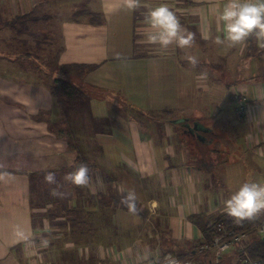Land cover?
I'll list each match as a JSON object with an SVG mask.
<instances>
[{
  "label": "crops",
  "instance_id": "1",
  "mask_svg": "<svg viewBox=\"0 0 264 264\" xmlns=\"http://www.w3.org/2000/svg\"><path fill=\"white\" fill-rule=\"evenodd\" d=\"M77 1L0 0L1 20L33 10L40 15H49L50 20L70 14L71 18H62L59 23V48L54 66L78 64L95 67L78 70L79 74L63 72L56 76L81 86L90 98L89 106L80 108L78 104L73 110L74 118L63 123L62 138L50 128L52 123L57 124L54 122L55 98L49 90L52 83L38 80L39 73L34 68L30 72L21 68L19 71L0 69V134L8 118L13 130L18 133L15 138L8 137L16 144L12 154L30 155L44 161L39 152L59 149L64 159H69V165L72 154L67 141L73 139L80 147L82 142L94 146L88 152L94 155L95 158H91L100 166L87 184L88 191L95 197L94 203L84 199L70 202V210L76 204L81 210L77 216L70 218L74 221H68L69 224L62 229V242H54L53 245L51 240L46 242L35 234L36 210L32 209L30 202V171L0 169V264L13 254H22L18 250L23 247L29 264H71L77 259L83 264H158L159 258L168 252L186 257L190 248H196L203 241L200 228L190 217L204 213L213 220L225 213L223 202L229 194L227 196L224 192V181H221L223 187L213 188L215 182L211 174H220L223 165L227 166L226 182L228 188L235 191L245 182L239 173L248 160L243 155L247 152L232 149L227 154V161L222 162L226 155L222 156L213 167L207 162L193 164L189 151L182 149L185 144L179 130L184 128L185 133L192 134L189 125H202L204 127L196 131L228 135L230 132L224 124L232 119L224 112L229 109L235 113L231 96L234 90L240 88L246 91L251 102L250 119L243 123H231L235 139L231 141V136L225 137L226 140L222 138L219 144L233 146L237 136L247 139L243 132L259 136L262 140L258 139V143L264 144V48L259 46L255 37H249L235 46L214 42V36L221 34L217 14L226 0H165L175 11L181 25L194 33L192 46L183 50L175 45L160 50L158 46L144 42L142 13L145 6H155L161 0H141V6L134 11L125 7L126 0H86L82 8H60L67 2L71 6ZM57 6L59 10H56ZM84 9L100 13L101 22H90L86 14L74 16L76 11ZM14 36L8 28L0 29V63H23L22 58L28 56L22 53L21 48L17 49L20 43ZM31 40L36 45H32ZM31 40L29 44L42 55L47 51L43 40ZM143 47L147 49L145 54L141 53ZM185 53L197 56L195 67L183 59ZM20 71V76L28 74L31 78L20 80L16 77ZM201 72L207 74L202 78L204 82L200 81ZM120 73L122 79L117 81ZM48 76L55 78L49 71ZM115 89L123 91V97L129 95L145 111L174 110L175 117H179L169 119L174 117L169 115L167 118L146 119L145 127L143 116L136 118L129 113L137 109L111 98L121 95V91ZM99 108L101 110L97 113ZM104 109L109 114L116 113L117 117L114 130L112 126L109 133L95 130L96 123L93 122L105 112ZM182 118L183 122L173 123ZM77 124H82L83 129L78 131ZM177 125L180 128L177 129ZM238 126H246L245 131L239 130ZM159 130L164 132L163 137ZM196 131L193 132L197 134ZM196 137L201 142L200 147L211 143L201 133ZM57 142L62 147L56 149ZM95 147L102 151L95 150ZM0 152L5 156L11 155L6 151ZM201 155L205 159L209 157L208 154ZM102 158L108 159L105 164L112 167L107 168L100 161ZM116 165L125 170L127 168L131 175L122 180L119 173L112 169ZM141 175L150 179L140 178ZM232 175H235L234 180ZM93 187L95 191H92ZM129 189H134L137 195L136 214L114 206L107 198L112 193L122 197ZM156 190L158 194L154 192ZM89 207H94L95 211L92 212ZM90 223L92 225L87 229ZM31 238L37 245H31ZM41 243L45 246L38 247ZM55 247L61 249V255L56 257ZM35 252L40 254L38 260L34 259ZM229 256L232 257H228L230 263H222V258L220 263H236V251Z\"/></svg>",
  "mask_w": 264,
  "mask_h": 264
},
{
  "label": "rangeland",
  "instance_id": "2",
  "mask_svg": "<svg viewBox=\"0 0 264 264\" xmlns=\"http://www.w3.org/2000/svg\"><path fill=\"white\" fill-rule=\"evenodd\" d=\"M60 4H62V3H60ZM85 4H86V0H79L76 3H74V5H71V6H69L70 3L67 2V3H65L64 6H60V8H64V9L65 8L66 9L82 8V7L85 6ZM55 8H56V10H59L58 6L55 7ZM40 14L41 13L37 12V14H35V15L43 17V15H40ZM62 18H67L68 19V18H71V15L70 14L69 15L68 14H66V15L64 14L62 17L55 16L51 20H50V16L47 15V18L42 19L43 21H41V22H38L37 27H33V30L34 31H38V32H33L34 35L33 36L31 35V38H29L28 41H30L32 38L33 39L43 40V43H44L43 46L45 47V49H47V51L43 55L40 52H38L36 49H34V47H32L31 45H25L24 44V46H23L22 43H21L17 47V49L21 48L22 49V53L28 55L25 58H22V62L23 63H21V61H19L18 64L17 63H8V62H6L8 64L0 63V69L18 70L19 71L20 68H21V69H24L23 71L29 70V72H30L31 70H33L32 68H34V69L38 70V73H39L38 80L40 79V81H42V82L44 81V83H51L53 81L52 76L51 77L48 76V71H49V73H51V75H54V77H56L58 75H61V73H63V72L64 73H68V74H70V72H74V73L79 74L78 70H68V69H66V71H62L60 68L54 66V60H55L56 54H57L56 51L59 48V31H58V29H59L60 20ZM23 36L25 38H28V36L26 34H23ZM31 44L32 45H36V42L31 40ZM38 45L40 47L41 43L38 42ZM146 51H147V49L143 47L141 53L145 54ZM14 58H15V56H14ZM30 62H31V64H28ZM2 64H3V66H2ZM12 65H15V67H13ZM9 73L13 74L11 71ZM20 74H21V71L19 72V75L16 76L20 80L27 81L28 78H31L30 76H28V74H25L24 76H20ZM121 79L122 78H121V73H120V77H117V81L118 80L121 81ZM200 81H203V79L200 78ZM102 87L105 88V89H108V87L106 85H103ZM49 90L51 91V87H49ZM115 90H120V89H115ZM237 90H240L243 93H245L247 98H248V94L246 93V91L243 90V89L238 88V89L233 91L232 96H231L232 100H233L232 102H234V104H235V101H234L235 99H233V94H235L237 92ZM117 93H120V92L117 91ZM120 94L121 95L117 96V98L113 94L114 96L111 97V98H115V100H117L122 105H126L127 107L133 108L134 110L137 109L135 111L138 112L137 113L138 115L135 113V111H133V112L129 111V113L133 114L134 116H137L136 118H141V116H143L145 118V120H143L142 124L145 127H147V120L146 119L161 118L163 116L165 118H167L166 114H164V112H161V111H164V110L160 109L161 111H158V112H150L149 110L145 111V110L139 108L138 106H140V105L138 103L133 102L129 98V95L128 96L124 95L125 97H123L122 96L123 91H121ZM89 101H90V98L86 94V96L84 98L78 99L77 105L79 104L80 108H84L85 106H89ZM129 102H132V104L129 103ZM133 103L136 104V105H134ZM250 103L251 102L248 99L247 102H246L247 110H246V113H245L244 117H240L237 114L236 108H235L236 104H235V107H234L235 108V110H234L235 113H233L229 109H227L224 112L225 115L230 116V118L232 119L231 122H229L227 124L225 122V124H224L225 128L230 132L228 135L226 133L225 134L224 133H219V134L218 133H213L212 131H207V130H202L200 132H198L196 130H193V131H196L197 134L201 133L202 136H204L205 138H208V141H211L210 145L204 144L205 146L201 145V147H200L201 142L196 137L197 134H195V132L190 131L193 135L189 134L187 132L185 133L184 132V128L182 129V131H180L181 130L180 126L179 125H177L178 127L176 126L177 129L180 128L179 132L182 134V140L184 141V144H185V145H183L182 149L185 152H186V149L189 151L191 159H192L191 161H192L193 164H203V163L207 162L208 164H212V167H213V166H215L217 164V159L218 158L226 155L222 159V162L223 161H227L228 152L230 153V151L232 152V149H237V150H241L242 152L243 151L247 152V154H243V155H245L247 160H248L247 163L245 164V166L243 167V169L240 170L239 177L241 179H245V181H248V180L264 181V147H262V145H264V144H263V142L262 143L261 142L258 143V139H259V141L262 140L259 136L257 138L255 136V134L254 135H246L245 132H243V131H245L246 126H243V127L238 126V127H240L239 130H241L243 132L244 137H247V139L239 138L237 136L236 137V144L233 145V146H231V145L230 146L229 145L226 146L223 143H221V145L219 144V142H221L222 138L224 139L225 137L229 138L231 136V141H233L235 139L236 133H234L232 131V124L231 123H233V122L243 123L246 120L250 119V112H251L250 111ZM57 109H58V106L56 107V104H55V109L54 110H57ZM100 110H101V108L97 109V113H99ZM104 110H105L106 113L103 112V114L99 115L98 118H94L95 120H93V122L96 123L95 130H98V129H100L102 131L106 130L109 133V130L112 128V126H113V130H114V125L117 123V117L115 115L116 113L113 114V112H110V114H109V113H107L106 109H104ZM141 112L145 113V115L144 114H140ZM123 114L125 115L126 112H123ZM170 115L174 116V117H170L169 119H174V118H178L179 117V116L175 117L176 113H175L174 110H172ZM128 116L130 117V115H128ZM132 118H134V117H132ZM79 122H83V121L80 120ZM177 124H179V123H177ZM237 125H239V124H237ZM82 126H83L82 124H77L76 125V127H78V131L83 129ZM200 126H202V125H200ZM203 127L204 126H202V128ZM163 133L164 132L160 133V130H159V134H160L161 137L164 136ZM183 133H184V135H183ZM14 135H18V133L13 130L11 124L9 123L8 118H6L5 126H3V132L0 134V151H2V152L6 151L8 155L11 154L10 156H15V154H12V152L16 150V144L14 142H12L10 139H8V137L9 138H15ZM225 140L226 139H224V141ZM58 146H59V142H57L56 149L58 148ZM59 147H62V146H59ZM97 148L98 147H95V150ZM90 149L93 150L94 146H87L84 142L81 143V149L80 150H82L83 153L86 156H90L89 158L94 157V155H89L90 153L88 152V150H90ZM70 151H71V154H72L71 155V159H70V164L66 165V167H70V165L73 164L72 161L74 163L76 161V158H75L76 156H73L74 155V150L71 149ZM99 151L101 152L102 149H99ZM61 153H63V152H60L59 149H58V151L54 150L52 152V155L50 156V158H46V159H44V161H43V159L41 160L40 167H42V168H44V167L45 168L54 167L55 168L54 170H57V168L60 167L61 165L67 164L69 162V159L68 158L64 159V157H63V155H61ZM96 153H98V150L96 151ZM201 153L208 154L209 155V157H208L209 160L203 158ZM3 154H1V152H0V167H1V165L3 163H7L8 162V164H9V161L13 160V159L8 160L9 156H5ZM123 156H126V155H123ZM91 159H93V158H91ZM126 159L127 160H131L129 157H127ZM20 160H21L20 164H22V165H19L20 167L25 166L26 168H29V164H28L29 160L27 158L22 157V159H20ZM100 161L107 168L112 167L111 165L108 166V165L105 164V163L109 162L108 159L102 158ZM12 165H17V164L15 162H13ZM50 165H51V167H50ZM21 169H25V168H21ZM112 169H114L115 171H117L119 173V175L121 176L122 180L127 179V176L131 175L130 173L127 172L128 171L127 168L125 170L122 166L116 165V166H113ZM28 171H30V170H28ZM67 171L68 170H66L64 173L67 174L69 172V171L68 172ZM54 173H55V175L61 174L59 171L54 172ZM65 174H64V176H65ZM227 174H228V167L223 165V168H222V171H221L220 174H218L217 172H214L213 174H211L210 177H212L214 182H215V184L213 185L214 189H218L219 186L223 187L224 184L221 181H224L225 186H226V188L224 189V192L228 196V194L230 195L232 192H234V190L228 188V184L226 182ZM57 177H60V176H57ZM60 178H61V187H62L63 179H62V177H60ZM93 178H94V174H93ZM93 178H92V180H93ZM140 178L147 179V180L150 179V177L146 176V175H141ZM234 179H235V175H232V180H234ZM144 182L146 183V181H144ZM91 189H92V191H95L94 187L91 188ZM61 192H63L64 195L62 197H59L60 200L55 198L52 195L51 196H46L48 198H43V199H40V196L37 193L32 194L33 196L31 195V197H33V199H32L33 208H34V210H36V211H34V223H35L36 232H37V233H35L36 237H41L43 240H46V242L48 240H51L52 245H53L54 242H55V244H57L58 242H62L61 240L63 239L62 227H63L64 224L62 225V227L58 226V224H57L59 222H62L61 219H63L62 218L63 217L62 213L64 211L63 201L67 202L66 204H67L68 209H69L70 202H72L73 200L76 201V199L74 197V196H76V193H75L76 190L72 189V184L71 183L65 182V186L63 187ZM117 192H119V191H117ZM154 192L156 194L159 193L158 190H156ZM69 193H70L71 196L73 195L72 201L70 200ZM44 195H47V194H44ZM66 197L69 198L68 201L66 200ZM52 198H55V199H52ZM87 198L88 197H85L83 199L86 201ZM89 208L92 209L94 207H89ZM94 211L95 210L92 209V212H94ZM65 212H69V211H65ZM58 215H60V216H58ZM259 215H263L264 216V212H261V213L255 215V216H257V218H258ZM56 216H58V217H56ZM44 231L46 233H43ZM44 234L47 237L44 236ZM55 236H58V238L56 239ZM60 236H62V237L59 238ZM256 237L264 238V235H259L258 236V234L253 233L251 235V239H252L251 245L253 244L254 238H256ZM30 243L33 246L37 245V243L33 239H32V242L30 241ZM28 245H29V243H28ZM200 245H198V247ZM41 246H45V245L42 244V243L38 245V247H41ZM59 247H60V245H59ZM198 247H197V249H198ZM23 248L18 250V253H22V254H17V255L13 254L12 257L9 260H6L2 264H27L28 257L24 253ZM55 249L56 250L54 252V257L61 255V249H59L58 247H55ZM27 250H28L27 254L29 255V249H27ZM40 251H42V250H39V252ZM234 251H236L235 247H231V248L225 250L221 254V258H222L221 262L222 263H230V260L232 259V257L229 256V254H231ZM197 254H199L198 251H197ZM204 254H205V252H204ZM204 254L202 253V254L198 255V260L197 259H193V258L192 259L191 258H187V259H190V260H193V261H195V260L199 261V260L203 259ZM39 257H40V254L37 255V252H35L34 259L38 260ZM228 257L231 258V259H228ZM72 261H73V257H72ZM75 262L76 263L79 262V259H77ZM28 264H29V261H28ZM57 264H61V263L57 262ZM79 264H83V263H79ZM87 264H89V263H87Z\"/></svg>",
  "mask_w": 264,
  "mask_h": 264
},
{
  "label": "clouds",
  "instance_id": "3",
  "mask_svg": "<svg viewBox=\"0 0 264 264\" xmlns=\"http://www.w3.org/2000/svg\"><path fill=\"white\" fill-rule=\"evenodd\" d=\"M141 6V0H126L125 7L134 11ZM143 16V39L150 45H156L160 50H167L175 45L178 49L190 48L194 42V33L181 25L175 11L165 0L155 6H145ZM217 20L221 25V34L214 36L216 44L235 46L244 43L249 37H255L259 46L264 48V0H226L217 14ZM183 59L193 67L198 64L195 55L187 54ZM201 78L206 73L201 72ZM89 169L81 163L73 171L65 174L64 181L75 186H85L89 183ZM45 183L55 184L50 194L54 197H62L59 191L60 185L56 181L54 172L44 175ZM137 195L134 189L127 190L120 203L129 213H137ZM223 211L227 216L235 218L237 222L264 212V181L248 180L239 185L223 202ZM163 264H180V262L168 254L164 257Z\"/></svg>",
  "mask_w": 264,
  "mask_h": 264
},
{
  "label": "trees",
  "instance_id": "4",
  "mask_svg": "<svg viewBox=\"0 0 264 264\" xmlns=\"http://www.w3.org/2000/svg\"><path fill=\"white\" fill-rule=\"evenodd\" d=\"M35 14H37V13L35 12V10H33V11L25 13V14L16 15L10 19H6V20L0 19V29L1 28H8L15 35L14 37L16 38V40H18V42L20 44L22 43L23 46H24V44L30 45L28 39L31 38V35L32 36L34 35L33 32H35V31L33 30V27L38 22L43 21L42 19L47 18V15H43V17L42 16L40 17V16H36ZM80 14L88 15L90 17V22H92V23H100L102 20V15L100 13L91 11L89 9L76 11L74 13V16H78ZM23 34H26L28 36V38L23 37ZM19 38H20V40H19ZM21 38L23 40L22 42H21ZM58 68H60L62 71H66V69L85 71V70L93 69L95 67H93L91 65L74 64V65L58 66ZM51 83H52V85L50 86L51 87V93L55 98V104H56V107L58 106V109L54 110V112H55L54 122H56L57 124L54 125V123H52L53 126L52 127L50 126V128H52L54 130V132H56L58 137L62 138L63 132H64L63 131V123L70 122V119L74 118L73 110H75L74 108H76V106H77L78 99L84 98L86 96V90L84 88H82L81 86L79 87L77 84L73 83L69 79H63L61 77L53 78V81ZM161 112H164V114H166V116H169L170 113L172 112V110H164ZM135 113L137 114L138 112L135 111ZM140 114H144V113L141 112ZM73 121H74V119H73ZM50 125H51V123H50ZM67 144H68V147L70 150L71 149L74 150L73 156H76L75 157L76 158L75 163L72 161L73 164L70 165V167H66V165L64 164L65 166L61 165L60 167L57 168V170H54L55 169L54 167L42 168V167H40L41 159H37L35 157L31 158L30 155L24 156L23 154L21 155L20 153L15 155V156H9L8 160L13 159L12 161H9V164L7 162V163H3L1 165L0 169H3L5 171H13L16 168H25V169L30 170V172L28 173V176L30 178V202H31L32 209H34L33 204H32L33 197H31L32 194H35V193L39 194L40 199L48 198L46 196H51V194H50L51 189L56 187L55 184L49 185V184L45 183L44 175L47 172L59 171L61 173V174L56 175V178H57L56 181L60 185L59 191H62L63 187L65 186V182H66L63 179L64 174H65L64 172L66 170L71 172L75 168H77L81 163L86 164L88 166V169H89L88 175H89V180H90L94 171H96L100 168L99 164L94 159L89 158L88 156H86L83 153L82 150H80L81 147H80V144L78 142L71 139V140L67 141ZM52 152L53 151H50V150H42L41 152H39V154L44 156V158L46 159L52 155ZM35 156H37V155H35ZM22 157L27 158L29 160L28 161L29 168H26L25 166H23V167L19 166V165H22V164H20V161H21L20 159H22ZM13 162H15L17 165H12ZM50 167H51V165H50ZM57 176H60L63 179L62 187H61V178L57 177ZM72 189L76 190V192H75L76 196H74L76 200H78V199L82 200L83 198L88 197L86 201H88L89 203H94L93 200L95 199V197L90 194V192L87 189V185H85V186L72 185ZM44 194H47V195H44ZM69 195H70V193H69ZM55 198L60 200L59 197H55ZM55 198H52V199H55ZM72 198H73V195L72 196L70 195L71 201H72ZM107 198H109L112 201L114 206H119L122 209L127 210L120 203V200L122 198L120 195L112 193V194L108 195ZM66 200L68 201L69 198L66 197ZM66 203H67L66 201H63L64 211L62 213L63 214L62 218L65 221L63 222L61 220L62 222L57 223L58 226H60V227H62V225L64 224L62 229L64 227H66L69 224V222H73L74 218H72V219H70V218L73 217V215L77 216V214L81 210L77 204L75 206H72V208L70 210V209H68ZM65 211H69V212H65ZM60 215H58V216H60ZM58 216H56V217H58ZM190 220L200 228L201 233L203 235V241L200 244H203V243H211L213 241V238L217 233L216 226L219 222H223L228 228H233L236 231H242V230H246V229H250L252 227H255V225L257 223L264 222V216L259 215L258 218H257V216H253L252 218H246V219H243V220H240L239 222H237L235 220V218L227 216L226 213L219 215L218 217L214 218L213 220L208 219L204 213H199L196 215H192L190 217ZM74 224L77 225L78 223L75 222ZM91 225H92V223L88 224V228ZM34 226H35V223H34ZM35 229H36V227H35ZM44 236H45V234H44ZM251 241H252V239L250 237L249 251H250L251 256L255 259H260L264 262V238H262V237L254 238V242L252 245H251ZM197 247L196 248L195 247L190 248L188 253L186 254V257H181L179 255H176L175 253H173V254H175L180 259H187L189 257V258H193V259L198 260ZM213 256L214 255L211 254L210 252H205L202 260H199V261L195 260V261L198 262V264H217L212 260ZM160 259H161V257L159 258V260ZM73 262L75 264H79V262H77V263L75 261H73ZM74 263L71 262V264H74ZM84 264H87V263H84Z\"/></svg>",
  "mask_w": 264,
  "mask_h": 264
},
{
  "label": "built area",
  "instance_id": "5",
  "mask_svg": "<svg viewBox=\"0 0 264 264\" xmlns=\"http://www.w3.org/2000/svg\"><path fill=\"white\" fill-rule=\"evenodd\" d=\"M233 99H235L234 101L236 104L235 108L237 114L240 117H244L247 110L246 102L248 100L246 94L237 90V92L233 94ZM216 231L217 233L211 243H204L198 247L197 251L199 253L210 251L214 255L212 260L217 264H222L220 263L221 254L225 250L235 247L237 258L236 263L234 264H264L262 260L253 258L249 251V241L251 235L253 233L258 234V236L264 235V222L257 223L255 227L242 231H236L233 228H228L223 222H219L216 226ZM168 254L175 257L180 264H198V262L193 260H180L177 256L170 252L165 253L161 257L160 264H163L164 257Z\"/></svg>",
  "mask_w": 264,
  "mask_h": 264
},
{
  "label": "water",
  "instance_id": "6",
  "mask_svg": "<svg viewBox=\"0 0 264 264\" xmlns=\"http://www.w3.org/2000/svg\"><path fill=\"white\" fill-rule=\"evenodd\" d=\"M184 121V119H176V120H174L173 121V123H180V122H183ZM189 128H190V130L192 131V130H198V129H201L202 128V126H200V125H195L193 128L192 127H190V126H188Z\"/></svg>",
  "mask_w": 264,
  "mask_h": 264
},
{
  "label": "bare ground",
  "instance_id": "7",
  "mask_svg": "<svg viewBox=\"0 0 264 264\" xmlns=\"http://www.w3.org/2000/svg\"><path fill=\"white\" fill-rule=\"evenodd\" d=\"M206 252H210V251H206ZM211 254H213L212 252H210ZM200 254H202V253H199L198 255H200ZM204 254V253H203ZM179 258V257H178ZM180 259V258H179ZM180 260H190V259H180ZM160 261L161 260H159V262H158V264H160Z\"/></svg>",
  "mask_w": 264,
  "mask_h": 264
}]
</instances>
